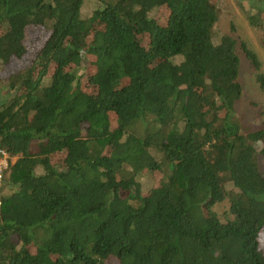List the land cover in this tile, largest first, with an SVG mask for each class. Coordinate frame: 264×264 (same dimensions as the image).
Listing matches in <instances>:
<instances>
[{
    "label": "trees",
    "instance_id": "obj_1",
    "mask_svg": "<svg viewBox=\"0 0 264 264\" xmlns=\"http://www.w3.org/2000/svg\"><path fill=\"white\" fill-rule=\"evenodd\" d=\"M234 1L264 51V0ZM226 8L0 0V264H264L241 54L264 74Z\"/></svg>",
    "mask_w": 264,
    "mask_h": 264
},
{
    "label": "rangeland",
    "instance_id": "obj_2",
    "mask_svg": "<svg viewBox=\"0 0 264 264\" xmlns=\"http://www.w3.org/2000/svg\"><path fill=\"white\" fill-rule=\"evenodd\" d=\"M227 8L222 11L218 26L226 33L232 34L239 41L246 42L249 47L258 54L261 60V72L264 74V51L251 26L243 13L239 10L234 0H226ZM242 66L239 74V83L242 86L243 94L237 103V112L244 117L246 123L258 122L264 120V92H261L255 77L246 63L244 55L241 54ZM219 209L229 210V203L225 202L219 206ZM230 212V211H229ZM234 217V214H231ZM240 216H247V213L241 212ZM189 229H195L187 222ZM263 238L260 239V243Z\"/></svg>",
    "mask_w": 264,
    "mask_h": 264
},
{
    "label": "built area",
    "instance_id": "obj_3",
    "mask_svg": "<svg viewBox=\"0 0 264 264\" xmlns=\"http://www.w3.org/2000/svg\"><path fill=\"white\" fill-rule=\"evenodd\" d=\"M10 158L5 150L0 149V184L4 170L8 167Z\"/></svg>",
    "mask_w": 264,
    "mask_h": 264
}]
</instances>
